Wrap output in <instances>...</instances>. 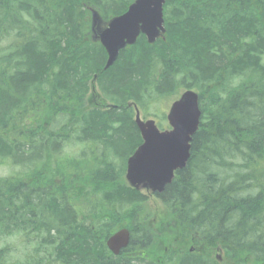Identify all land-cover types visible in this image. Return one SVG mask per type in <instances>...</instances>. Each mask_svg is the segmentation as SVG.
<instances>
[{
    "label": "trees",
    "instance_id": "obj_1",
    "mask_svg": "<svg viewBox=\"0 0 264 264\" xmlns=\"http://www.w3.org/2000/svg\"><path fill=\"white\" fill-rule=\"evenodd\" d=\"M132 1L0 0V165L18 167L0 175V237L31 247L13 261L5 244L0 264H218L165 249L195 234L224 245V264L264 262V0H165L162 36L105 68L91 9L107 20ZM188 88L202 115L186 167L156 195L164 229L123 181L141 142L132 105L155 115ZM74 142L89 145L63 152ZM119 226L130 240L114 256Z\"/></svg>",
    "mask_w": 264,
    "mask_h": 264
},
{
    "label": "water",
    "instance_id": "obj_2",
    "mask_svg": "<svg viewBox=\"0 0 264 264\" xmlns=\"http://www.w3.org/2000/svg\"><path fill=\"white\" fill-rule=\"evenodd\" d=\"M165 0H134L127 9L109 18L101 26L99 14L93 10L92 38L104 47L105 68L116 60L120 50L135 43L141 33L153 43L164 32L162 6ZM198 93L187 89L171 102L166 119L170 128L160 130L153 119L143 120L135 107L134 121L142 142L127 158L125 179L136 190L162 192L174 176V171L186 165L190 142L199 124ZM129 232L121 228L108 237L107 247L113 254L128 244Z\"/></svg>",
    "mask_w": 264,
    "mask_h": 264
},
{
    "label": "rangeland",
    "instance_id": "obj_3",
    "mask_svg": "<svg viewBox=\"0 0 264 264\" xmlns=\"http://www.w3.org/2000/svg\"><path fill=\"white\" fill-rule=\"evenodd\" d=\"M93 80H95V79H93ZM173 98H171V100H169V101L155 104L150 109V114H155V115H151L148 117L155 119V121H157L160 128H166L167 127V121H166L165 115H166V111L168 109V105H169L170 101L173 100ZM90 99L92 101H94L93 97H91ZM142 117H143V113H142ZM86 146H87V144L83 143V142L70 143L64 147L63 152L70 154V155H73V156H77L79 154V152H81L82 150H84L86 148ZM117 161H118V164L121 165V163H122L121 159L119 158ZM78 165L79 166H89V165L92 166V165H94V163H91L90 161H88L87 163L78 162ZM11 169H13V168L9 164L8 165L7 164L2 165L0 167V174H6ZM14 169H16V168H14ZM143 193L145 194V191ZM146 196H147V200H146L144 206H145V209L148 213V216L150 218L151 223L153 224V226L160 225L162 227L163 224L161 222H163V220L160 219L162 216V212L164 211L162 204L154 196L151 197L150 194H148V193H146ZM5 244L11 246V251H10V254L8 255L7 259H10V260L12 259L13 261H17V259L22 260V258L24 256H26L27 253L31 249V247H29V246H26V245L23 246L22 243L19 241V238L17 235H11V236H7L5 238L0 237V247L5 246ZM215 247H216L215 251L217 254H222V255L225 254V251L223 249L224 245L217 243L215 245ZM178 250L180 251V245L178 246ZM243 257L245 258L247 256H245V254H244ZM210 258L215 260V258L213 256H210ZM235 262H236V260H233L231 262V264H235ZM167 264H169V263H167Z\"/></svg>",
    "mask_w": 264,
    "mask_h": 264
},
{
    "label": "flooded vegetation",
    "instance_id": "obj_4",
    "mask_svg": "<svg viewBox=\"0 0 264 264\" xmlns=\"http://www.w3.org/2000/svg\"><path fill=\"white\" fill-rule=\"evenodd\" d=\"M194 242H195V245H196V249L197 251L202 254V255H207L209 253V256L212 255L214 258H215V262L218 263V264H224L225 263V260L223 259V255L222 254H217L216 253V247L215 245L217 244V241L216 243H205L203 241V239L198 236V234H195V237L192 239ZM193 247V246H192ZM244 262H249L247 257L244 258Z\"/></svg>",
    "mask_w": 264,
    "mask_h": 264
},
{
    "label": "bare ground",
    "instance_id": "obj_5",
    "mask_svg": "<svg viewBox=\"0 0 264 264\" xmlns=\"http://www.w3.org/2000/svg\"><path fill=\"white\" fill-rule=\"evenodd\" d=\"M107 62V61H106ZM106 64V63H105ZM104 67H105V65H104ZM94 78H95V76H94ZM129 105V104H128ZM201 120V119H200ZM200 124V123H199ZM129 234H130V231H129ZM107 248V247H106ZM112 254V253H111Z\"/></svg>",
    "mask_w": 264,
    "mask_h": 264
}]
</instances>
